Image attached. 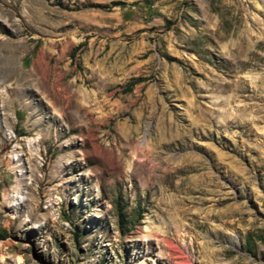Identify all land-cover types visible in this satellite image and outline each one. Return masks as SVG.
<instances>
[{"label":"rangeland","instance_id":"374dc122","mask_svg":"<svg viewBox=\"0 0 264 264\" xmlns=\"http://www.w3.org/2000/svg\"><path fill=\"white\" fill-rule=\"evenodd\" d=\"M0 264H264V0H0Z\"/></svg>","mask_w":264,"mask_h":264},{"label":"bare ground","instance_id":"6f19581e","mask_svg":"<svg viewBox=\"0 0 264 264\" xmlns=\"http://www.w3.org/2000/svg\"><path fill=\"white\" fill-rule=\"evenodd\" d=\"M56 66H57V65H55V68H56ZM22 74H23V73L21 72V75H22ZM63 74H64V73H63L62 71H59V72H58L59 77H61ZM23 76H24V74H23ZM253 82H254V81H253ZM253 82H252V83H253Z\"/></svg>","mask_w":264,"mask_h":264}]
</instances>
